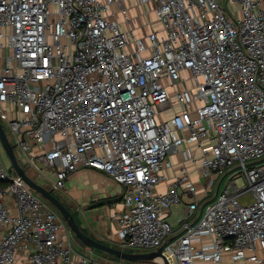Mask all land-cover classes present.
I'll return each mask as SVG.
<instances>
[{
  "label": "built area",
  "instance_id": "built-area-1",
  "mask_svg": "<svg viewBox=\"0 0 264 264\" xmlns=\"http://www.w3.org/2000/svg\"><path fill=\"white\" fill-rule=\"evenodd\" d=\"M125 1L0 0V107L13 147L52 189L83 167L121 185L124 251L264 264V0H133L146 36ZM174 154L181 174L159 193ZM186 163L206 178L199 199ZM180 192L192 199L174 228L166 212ZM0 231V264H129L72 246L60 214L1 159Z\"/></svg>",
  "mask_w": 264,
  "mask_h": 264
},
{
  "label": "crops",
  "instance_id": "crops-1",
  "mask_svg": "<svg viewBox=\"0 0 264 264\" xmlns=\"http://www.w3.org/2000/svg\"><path fill=\"white\" fill-rule=\"evenodd\" d=\"M125 5L130 9V14L134 16L132 20V26L135 27L137 35L146 36L150 30V28L145 25L147 19L138 15L143 12L144 8L141 6H136L133 0H126ZM147 7L150 9V5H147ZM117 19L120 20V16H117ZM149 20L152 21L153 28L156 31H159L160 26L157 22H155L154 15L151 14ZM123 27L124 26H122V28ZM171 161L173 162V166L171 168H164L162 170V174L165 176V179L161 180L156 187V191L159 193L164 192L166 190L167 183L174 179L175 176L181 174L182 166L179 155H171ZM186 166L188 170L191 171V177L196 183L198 190L196 196L197 199H199L201 197V184L200 181H198L199 178L196 166L192 163H186ZM64 187H66V192L63 190L62 194L65 195L67 201L65 205L71 212L75 214L77 217V223L85 232V234L103 244L118 248L119 240L116 234L115 217L123 209V204L121 200L118 199L122 192L121 185L114 182L102 171L90 167H83L71 174L66 179ZM191 199V196L182 192L180 195V202L176 205H173L166 212V219L172 224L174 228H177L186 218L187 205ZM100 200H104L102 205L89 208L92 203ZM65 236L66 240L76 249L81 248L83 245V243L75 238L72 232H68ZM92 251L96 258L110 261L116 260L112 259L111 257H107L108 255L106 254L102 255L99 252H95L93 249ZM14 264H25L23 261V256L19 255ZM129 264L158 263L156 261H145Z\"/></svg>",
  "mask_w": 264,
  "mask_h": 264
},
{
  "label": "water",
  "instance_id": "water-1",
  "mask_svg": "<svg viewBox=\"0 0 264 264\" xmlns=\"http://www.w3.org/2000/svg\"><path fill=\"white\" fill-rule=\"evenodd\" d=\"M0 143L6 152L12 168L15 172L22 177V179L28 184V186L34 190L41 198H43L50 206H52L61 216L62 220L65 222L66 226L71 230L74 234L75 238L78 239L81 243L91 248H96L101 251H104L107 254L113 255L118 259H122L127 262H142V261H155L157 257L162 259V264H169L168 260L162 253L163 247H159L154 251L149 252H142V253H135L124 251L120 248L112 247L106 244H103L96 239L90 237L89 235L85 234L81 227L76 222L74 216L68 210L66 205L56 197L51 189H47L42 183L38 182L36 179L31 178L25 172L24 168L21 167L18 163L16 155L14 153V147L9 142L5 130L2 126L0 121ZM121 200V196L118 197ZM104 203V200H100L97 202L92 203L89 208L100 206Z\"/></svg>",
  "mask_w": 264,
  "mask_h": 264
},
{
  "label": "rangeland",
  "instance_id": "rangeland-1",
  "mask_svg": "<svg viewBox=\"0 0 264 264\" xmlns=\"http://www.w3.org/2000/svg\"><path fill=\"white\" fill-rule=\"evenodd\" d=\"M146 8V10L147 9H149V7H145ZM7 32H9L10 30L9 29H7L6 30ZM5 113V114H8V109H7V107H4L3 109H2V107H0V121H1V123H2V126H3V128H4V130H5V133H6V135H7V138H8V140L10 141V143L11 144H14L13 143V139H12V136H11V133H10V131H9V129H8V127H7V125L5 124V122H4V120L2 119V116H1V114L2 113ZM14 153H15V155H16V158H17V160H18V163H19V165L21 166V167H23L24 168V170H25V172L27 173V175H29L30 177H32V178H36V169L34 168V167H30V166H28V165H26V164H24L23 163V161L21 160V156H20V153H19V150L17 149V147L16 146H14ZM0 159H1V162H2V164H3V166L5 167V169L7 170V171H9L10 173H11V163H10V160H9V158H8V156H7V154H6V152L4 151V149H3V147H2V145H1V143H0ZM171 159V158H170ZM36 166L38 167V168H41V169H43L44 168V166H43V164L42 163H36ZM46 174V173H45ZM48 175V177H49V179H52V177H51V175H50V173H48L47 174ZM228 178L229 177H227L226 178V181L220 186V189H222L223 188V186L227 183V181H228ZM198 181H200V184H201V186H205V184H206V178L205 177H200L199 178V180ZM236 184H237V186H242L243 185V178L242 177H237V179H236ZM41 183L47 188V189H51V191H52V193L56 196V197H58L64 204L65 203H67V201H66V198H65V195L64 194H62L61 192H63V190L65 191V188L66 187H63L62 188V191H59V190H56V189H52V186H51V182L50 181H47V180H43V181H41ZM66 192V191H65ZM211 193V192H210ZM212 196V195H211ZM252 201V198H251V196L250 195H247L246 197H243L242 199H241V202H243V203H250ZM76 219H77V217H76ZM65 223V222H64ZM67 226H66V224H65V228H66ZM95 252H99L100 254H102V255H108L107 257H111L112 259H118V258H116V257H114V256H110L109 254H107V253H105L104 251H101V250H99V249H96V248H92ZM151 249H145V248H134V249H132V250H129L128 249V251H134L135 253H142V252H148V251H150ZM124 261V260H123ZM125 262H127V261H125ZM149 262H151V261H149ZM127 263H133V262H127Z\"/></svg>",
  "mask_w": 264,
  "mask_h": 264
},
{
  "label": "trees",
  "instance_id": "trees-1",
  "mask_svg": "<svg viewBox=\"0 0 264 264\" xmlns=\"http://www.w3.org/2000/svg\"><path fill=\"white\" fill-rule=\"evenodd\" d=\"M68 210H69V208H68ZM70 211V210H69ZM71 212V211H70ZM71 214L74 216V218H75V220H76V216H75V214L73 213V212H71ZM76 222H77V220H76ZM83 231V230H82ZM84 232V231H83ZM85 233V232H84ZM111 256H113V255H111ZM115 257V256H114ZM142 262H145V261H142Z\"/></svg>",
  "mask_w": 264,
  "mask_h": 264
}]
</instances>
